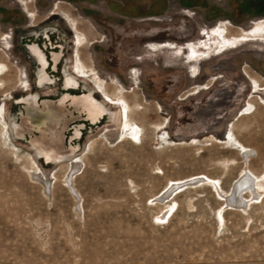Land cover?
Returning <instances> with one entry per match:
<instances>
[{
    "label": "rangeland",
    "instance_id": "rangeland-1",
    "mask_svg": "<svg viewBox=\"0 0 264 264\" xmlns=\"http://www.w3.org/2000/svg\"><path fill=\"white\" fill-rule=\"evenodd\" d=\"M17 1L0 0V264H264V12L247 0ZM71 59L136 137H108L106 113L93 122L76 104L88 89L64 88ZM32 95L60 103L75 170L35 156L39 131L9 130ZM246 174L252 187L233 197Z\"/></svg>",
    "mask_w": 264,
    "mask_h": 264
},
{
    "label": "bare ground",
    "instance_id": "bare-ground-1",
    "mask_svg": "<svg viewBox=\"0 0 264 264\" xmlns=\"http://www.w3.org/2000/svg\"><path fill=\"white\" fill-rule=\"evenodd\" d=\"M19 1L22 3V5L26 6L24 2H22L21 0ZM72 82L73 79L68 83L67 82L64 83V87H68L69 85H71ZM36 99H37L36 95H32L29 96L28 98H25L26 116L23 119L21 125L16 123L15 118H10L9 130H11V132L14 135H19V136L25 130V129H21V126L23 127V125L26 126L25 128L28 131H33V129L39 130L41 134L40 138H36L31 143L35 149V155L38 156L42 155L47 162L51 161L56 166L59 164L63 165L61 163L65 162L71 165L72 171L75 170L79 166L78 158L80 157H78V155L74 153V149L72 147L63 149L62 130L58 129V126H60L59 124L61 123L60 117H63L62 119H65V114H63L62 108L59 106L60 103L58 102L59 104L56 106L51 103L45 102L46 104L43 103L42 107H39L36 104L37 102ZM76 104L78 106H81L82 110L86 111L87 117L93 122L100 119V117L103 115L104 112L106 113V117H107L106 123L108 124V130H105V133L108 135V137L109 136L115 137L120 132L136 137L135 130L133 129L134 125L131 122L130 115L127 112L124 114L123 111L121 110H117V109L114 110L110 108V106L108 107L104 101H97V99H95L92 96L91 90L89 91V94L84 95L78 101H76ZM123 119L125 120V122L122 128ZM66 124L67 121L63 120V123L61 124L62 127L61 129H64ZM182 183L184 182H176L169 185L165 190V192H163V196H164L163 198L167 197L175 189H178V187H180ZM248 184H250L252 187L251 177L248 174H246L241 176V178H239L238 180H236L233 187L235 186L236 192L238 191V194H241L244 191V188ZM241 188L243 189L240 191ZM235 194L236 193H234L233 197L235 196Z\"/></svg>",
    "mask_w": 264,
    "mask_h": 264
},
{
    "label": "flooded vegetation",
    "instance_id": "flooded-vegetation-1",
    "mask_svg": "<svg viewBox=\"0 0 264 264\" xmlns=\"http://www.w3.org/2000/svg\"><path fill=\"white\" fill-rule=\"evenodd\" d=\"M16 2H17L18 5H20L17 0H16ZM48 18H50V16ZM72 44L74 45L73 40L71 41V45ZM31 50L35 54L36 59L39 61L40 65H41V67L37 69V74H38L37 75V81H38L39 86H43L49 81V77H48L47 73L45 72V64H46L45 57H44V54L39 49H37L36 46H34V45L31 46ZM59 55H60L59 53H54V55H53L54 59L57 60ZM79 63H82L81 59L79 60ZM71 64H72V59H71V62H70V66L68 68H64V70H63V78H64L63 85H64V83H66V82L68 83V82H70L73 79V82L71 83V85H69L68 87H64L65 89L77 86V84H79L80 83L79 81L81 80L83 82V86L88 89V93L87 94H89V91L91 90L92 91V96L94 97L93 92H95V93L100 92L98 87H96V85H94V83L92 82V79L89 78L90 76L86 77L85 74H82L84 70H79V68L77 66V63H76V59H75L74 68H75L77 74L82 75V77L80 78V77L76 76L74 74V70L71 71V74H70L69 72H70ZM64 120H66V117H65ZM75 134H77L76 131H75Z\"/></svg>",
    "mask_w": 264,
    "mask_h": 264
},
{
    "label": "trees",
    "instance_id": "trees-1",
    "mask_svg": "<svg viewBox=\"0 0 264 264\" xmlns=\"http://www.w3.org/2000/svg\"><path fill=\"white\" fill-rule=\"evenodd\" d=\"M245 2H249L253 6V9L249 12L256 14L264 12V0H247L242 4Z\"/></svg>",
    "mask_w": 264,
    "mask_h": 264
},
{
    "label": "water",
    "instance_id": "water-1",
    "mask_svg": "<svg viewBox=\"0 0 264 264\" xmlns=\"http://www.w3.org/2000/svg\"><path fill=\"white\" fill-rule=\"evenodd\" d=\"M22 102L25 103V100H23ZM24 108H25V106H24ZM22 122H23V120H22ZM33 130H35V131H39V130H36V129H33ZM35 156L38 157V155H35ZM41 156H42V155H41ZM194 182H196V180L186 181V182L182 183L180 187L186 186V185H188V184H192V183H194ZM176 188H177V187H176ZM178 188H179V187H178ZM242 189H243V188H241L240 191H241ZM234 193H236L235 196H237L238 191L236 192V187H235V186L232 188V196L234 195ZM235 202H236V201H234L233 204H235Z\"/></svg>",
    "mask_w": 264,
    "mask_h": 264
},
{
    "label": "crops",
    "instance_id": "crops-1",
    "mask_svg": "<svg viewBox=\"0 0 264 264\" xmlns=\"http://www.w3.org/2000/svg\"><path fill=\"white\" fill-rule=\"evenodd\" d=\"M242 7L248 11H251L253 9V6L249 2H245L244 4H242Z\"/></svg>",
    "mask_w": 264,
    "mask_h": 264
}]
</instances>
